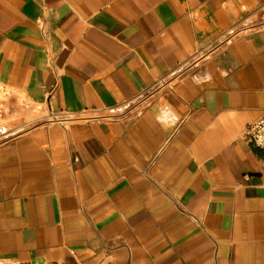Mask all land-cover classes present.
I'll list each match as a JSON object with an SVG mask.
<instances>
[{
    "label": "crops",
    "instance_id": "obj_1",
    "mask_svg": "<svg viewBox=\"0 0 264 264\" xmlns=\"http://www.w3.org/2000/svg\"><path fill=\"white\" fill-rule=\"evenodd\" d=\"M0 89V261L264 264V0H0Z\"/></svg>",
    "mask_w": 264,
    "mask_h": 264
},
{
    "label": "rangeland",
    "instance_id": "obj_2",
    "mask_svg": "<svg viewBox=\"0 0 264 264\" xmlns=\"http://www.w3.org/2000/svg\"><path fill=\"white\" fill-rule=\"evenodd\" d=\"M18 111L19 102L14 98L12 99L6 90L0 89V130L6 126V122L10 118L16 116Z\"/></svg>",
    "mask_w": 264,
    "mask_h": 264
},
{
    "label": "built area",
    "instance_id": "obj_3",
    "mask_svg": "<svg viewBox=\"0 0 264 264\" xmlns=\"http://www.w3.org/2000/svg\"><path fill=\"white\" fill-rule=\"evenodd\" d=\"M244 136L251 146L264 154V119L249 125L244 131ZM0 264L9 263L0 261Z\"/></svg>",
    "mask_w": 264,
    "mask_h": 264
},
{
    "label": "clouds",
    "instance_id": "obj_4",
    "mask_svg": "<svg viewBox=\"0 0 264 264\" xmlns=\"http://www.w3.org/2000/svg\"><path fill=\"white\" fill-rule=\"evenodd\" d=\"M210 78V77H209Z\"/></svg>",
    "mask_w": 264,
    "mask_h": 264
}]
</instances>
